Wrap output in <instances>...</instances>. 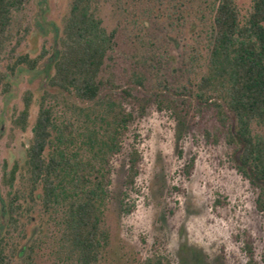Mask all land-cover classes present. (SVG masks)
Instances as JSON below:
<instances>
[{
    "label": "trees",
    "instance_id": "trees-1",
    "mask_svg": "<svg viewBox=\"0 0 264 264\" xmlns=\"http://www.w3.org/2000/svg\"><path fill=\"white\" fill-rule=\"evenodd\" d=\"M35 0H0V62L14 61L10 72L36 71L47 51L31 58L15 55L25 34L26 8ZM119 26L111 31L99 16V0H72L65 18L53 74L27 149L25 163L27 203L58 227L55 260L58 264H102L111 242L106 212L111 199L113 161L124 151L125 137L134 120L119 93L104 95L102 74L113 59L117 35L124 27L148 65L162 43L184 49L185 82L174 90L171 104L179 99L198 111L212 110L219 126L214 137L231 149L235 168L261 190L257 206L264 213V0H253L243 15L236 0H107ZM14 45V46H13ZM152 60V61H153ZM7 74L0 70V88ZM133 83L145 86L146 74H135ZM160 88L170 90L161 81ZM171 91V90H170ZM126 94L131 95L129 91ZM164 94V93H163ZM27 91L24 109L14 121L25 131L32 106ZM162 104L166 101L157 95ZM55 99L69 114L61 125L55 121ZM211 136L210 131H206ZM142 156L137 147L128 154L119 207L131 214L129 193L141 174ZM193 167V163L191 168ZM19 172L15 166L4 183L13 186ZM8 176V177H7ZM20 196L3 205L6 234L0 237V264H33L37 242L22 245L14 239L22 216ZM39 244V242H38ZM249 264H255L253 246L245 244ZM144 264H172L156 254Z\"/></svg>",
    "mask_w": 264,
    "mask_h": 264
},
{
    "label": "rangeland",
    "instance_id": "rangeland-1",
    "mask_svg": "<svg viewBox=\"0 0 264 264\" xmlns=\"http://www.w3.org/2000/svg\"><path fill=\"white\" fill-rule=\"evenodd\" d=\"M71 1L35 0L27 6L26 30L15 55L35 58L47 51L36 71L18 69L12 74L9 67L14 61L9 55L0 62L8 83L7 92L4 86L0 88V237L7 231L3 205L19 195L23 208L14 239L22 245L37 242L33 264H58L55 250L59 230L55 221L27 203V193H22L27 191L26 155L40 102L46 91L55 93L47 84V76L54 72L53 59ZM236 1L243 15L253 5V0ZM99 16L109 31L119 26L107 0H99ZM162 41L157 35L162 60L150 59L143 66L141 52L121 27L113 59L102 74L107 85L104 95L124 96L125 106L134 116L124 151L113 161L111 199L106 212L111 242L102 264H144L156 254L172 264H249L247 242L253 246L255 264H264V213L257 206L261 190L239 174L225 139L215 141L213 134L219 123L212 110L200 112L194 105H185L181 97H177L178 105L170 103L176 99L171 94L185 82L184 49L181 45L167 47ZM141 71L146 74L143 88L133 83L135 74ZM161 81L171 91L160 88ZM27 91L32 92L33 99L23 131L14 121L24 109ZM157 95L166 102H159ZM49 102L56 106L55 121L61 125L69 114L55 99ZM132 147L141 153V174L127 200L134 205L132 213L125 214L119 202ZM15 166L19 168L17 178L13 186H8L4 176Z\"/></svg>",
    "mask_w": 264,
    "mask_h": 264
}]
</instances>
